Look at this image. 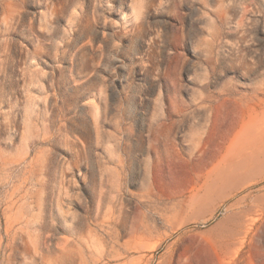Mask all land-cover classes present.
I'll list each match as a JSON object with an SVG mask.
<instances>
[{
	"label": "rangeland",
	"instance_id": "1",
	"mask_svg": "<svg viewBox=\"0 0 264 264\" xmlns=\"http://www.w3.org/2000/svg\"><path fill=\"white\" fill-rule=\"evenodd\" d=\"M263 92L264 0H0V264L223 263L249 193L264 264V182L182 217Z\"/></svg>",
	"mask_w": 264,
	"mask_h": 264
},
{
	"label": "bare ground",
	"instance_id": "2",
	"mask_svg": "<svg viewBox=\"0 0 264 264\" xmlns=\"http://www.w3.org/2000/svg\"><path fill=\"white\" fill-rule=\"evenodd\" d=\"M228 91L230 93L231 90ZM258 96L259 95H257V97ZM233 99H235V97ZM241 101L242 99H240V102ZM261 104L263 106L262 113L264 114V98L260 99L259 106ZM237 106L239 107V105ZM234 108H236V106ZM251 110L252 109L248 108V111ZM251 112L256 113L255 110ZM225 121H227V119ZM219 125H221V123ZM227 131H229V137L224 151L221 153L218 160L215 161L216 163L214 164L213 162L214 166H211L212 169L208 172L197 194H195L191 202L184 206L182 217L185 221L194 219L197 222L202 221L203 223L209 224L216 217L218 212L227 205V202L235 196L234 194L237 191L240 189L243 190V188L254 184L259 185L260 183L261 185V182H264V124L257 122L256 124L246 125L245 119H242L236 125L230 126ZM202 149H204V147ZM252 194L249 193L236 203L231 204L227 207L225 216L221 220L201 232V235L206 239L217 245H223L225 248V254L221 258L223 263L218 264H257L254 263V258L249 253V247L251 245L250 239L254 231L255 220L251 219L247 214L252 212L253 208L251 207L247 211L243 210L247 199L251 197ZM167 261L168 259H163L161 263L157 264H195L168 263Z\"/></svg>",
	"mask_w": 264,
	"mask_h": 264
}]
</instances>
